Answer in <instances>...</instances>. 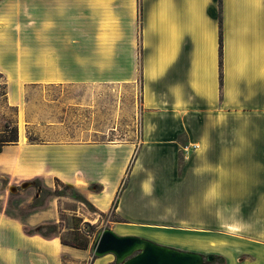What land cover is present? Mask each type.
I'll use <instances>...</instances> for the list:
<instances>
[{
    "label": "crops",
    "instance_id": "1",
    "mask_svg": "<svg viewBox=\"0 0 264 264\" xmlns=\"http://www.w3.org/2000/svg\"><path fill=\"white\" fill-rule=\"evenodd\" d=\"M0 74L19 137L0 153V179L60 182L114 210L117 228L157 241L165 231L150 214L185 187L137 177V164L199 155L189 132L212 112L264 117V0H0ZM257 187L256 238L244 242L255 258L244 264H264V178ZM6 208L0 264L89 263L60 236L24 232L59 224L56 199L25 217Z\"/></svg>",
    "mask_w": 264,
    "mask_h": 264
},
{
    "label": "rangeland",
    "instance_id": "2",
    "mask_svg": "<svg viewBox=\"0 0 264 264\" xmlns=\"http://www.w3.org/2000/svg\"><path fill=\"white\" fill-rule=\"evenodd\" d=\"M6 91V80L0 74V137L6 124L15 123V110L6 103ZM201 118L200 127L191 130L188 136L190 140H202L199 155L191 153L187 159L180 152L175 162L137 164V177L147 173L156 182L185 187L184 194L167 196L171 203L150 214L159 220L156 223L165 232L156 237L157 241L145 239L180 250L229 256L237 264L252 263L255 257L244 253V242L256 238L257 184L258 178L261 181L264 178V163L258 162L264 156V117L228 116L215 111L212 117ZM137 135L140 136V131ZM188 137H183L182 143ZM131 165L132 170L136 163ZM0 181V210L4 203L8 212L17 217H25L34 210L28 205L30 195H25L37 193L32 182L30 188L21 189L20 184L17 192H11L15 185H6L2 178ZM57 186L62 196L49 197L45 202L56 199L58 209L64 212L60 214L58 232L63 243H70L74 227L84 230L87 225L93 226L88 235L91 241L88 264H115L113 255L96 258L92 253L93 243L105 229L120 236L129 235L128 230L115 225L118 218L114 210L101 215L78 190L66 189L63 184Z\"/></svg>",
    "mask_w": 264,
    "mask_h": 264
},
{
    "label": "water",
    "instance_id": "3",
    "mask_svg": "<svg viewBox=\"0 0 264 264\" xmlns=\"http://www.w3.org/2000/svg\"><path fill=\"white\" fill-rule=\"evenodd\" d=\"M31 186V182H25L21 188ZM10 191L17 192V188ZM92 253L96 258L113 255L115 264H205L206 261L203 253L161 245L139 236H120L111 229L98 234ZM207 260L212 261V257Z\"/></svg>",
    "mask_w": 264,
    "mask_h": 264
},
{
    "label": "trees",
    "instance_id": "4",
    "mask_svg": "<svg viewBox=\"0 0 264 264\" xmlns=\"http://www.w3.org/2000/svg\"><path fill=\"white\" fill-rule=\"evenodd\" d=\"M220 1V5L222 3V0ZM220 50H219V56H220V82L221 86L223 85V31H222V15H220ZM2 136L0 137V153H2L5 146L16 144L18 142V128L17 126H12L10 124L5 125V129L2 131ZM133 164V162L131 163ZM130 164V167L128 169V173H130L132 165ZM33 186L39 191L38 197H36L33 201V203L30 205L31 209H36L39 207L44 206L45 201L49 197H57L60 198L62 195L60 193V190L58 187L52 191L49 189H46L42 186L41 182L36 179L32 181ZM126 181H124L122 188L125 186ZM57 184L61 185L60 182ZM66 189H70L64 185ZM96 191H99L100 188L95 187ZM116 200L114 202V209L117 207ZM88 204L95 209V207L88 202ZM104 215V214H101ZM117 222H123L122 220L118 219ZM93 226L87 225L85 226L84 230H82L79 227H74L73 229V238L71 239L70 243H67L68 245L78 248V249H84L87 250L90 246V239L88 235H91L93 232L91 229ZM60 230V223L59 224H48L40 226L36 229H29L24 228V232L28 235H40L45 239H53L58 237V232ZM93 247V246H92ZM206 261L205 264H228V260L226 257L219 255V254H204ZM212 257V261H208L207 258Z\"/></svg>",
    "mask_w": 264,
    "mask_h": 264
},
{
    "label": "built area",
    "instance_id": "5",
    "mask_svg": "<svg viewBox=\"0 0 264 264\" xmlns=\"http://www.w3.org/2000/svg\"><path fill=\"white\" fill-rule=\"evenodd\" d=\"M22 185V184H21ZM21 185H20V188H21ZM13 187H16L17 188V191H18V187L17 186H13ZM22 189V188H21Z\"/></svg>",
    "mask_w": 264,
    "mask_h": 264
}]
</instances>
